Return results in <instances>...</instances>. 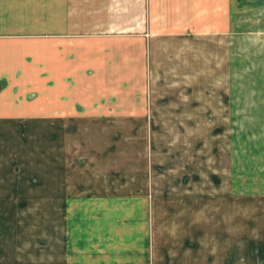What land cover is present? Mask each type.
I'll use <instances>...</instances> for the list:
<instances>
[{
    "label": "rangeland",
    "instance_id": "obj_1",
    "mask_svg": "<svg viewBox=\"0 0 264 264\" xmlns=\"http://www.w3.org/2000/svg\"><path fill=\"white\" fill-rule=\"evenodd\" d=\"M229 8L207 6L205 30L158 31L161 56L148 81L157 89H126L127 102L146 101V122L109 125L104 158L86 156L81 127L0 124V264L22 263L16 230L41 216L47 236L55 225L72 246L63 254L69 261L73 224L85 229L87 213L106 201L99 197L131 198L153 183L162 199L181 183L205 188L207 215L220 187L236 199L239 233L252 235L239 244L264 236V0H226Z\"/></svg>",
    "mask_w": 264,
    "mask_h": 264
},
{
    "label": "crops",
    "instance_id": "obj_2",
    "mask_svg": "<svg viewBox=\"0 0 264 264\" xmlns=\"http://www.w3.org/2000/svg\"><path fill=\"white\" fill-rule=\"evenodd\" d=\"M225 4L226 0H0V124L81 127L86 156L104 158L109 125H124L136 117L143 120L139 124L146 122V101L127 102L126 89L137 95L157 89L149 82L157 75L161 56L158 31L205 30L207 6L213 8L209 13L231 14L230 8L222 9ZM200 15L201 25L191 26L200 23ZM144 136L137 134L135 140L141 142ZM185 184L175 188L181 192L171 190L163 199L153 195L155 183L147 189L151 194L99 197L106 201L93 205L97 212L87 213L85 229L73 224L69 261L63 254L72 246L63 242L55 225L47 236L45 216L37 218L36 225L23 223L16 230L20 240L15 236L12 243H20L21 264H264V236L250 246L242 244L246 241L239 244L238 238L252 235L239 233L236 199L215 188L207 215L205 188ZM137 198L134 211L128 213L127 204ZM159 201L166 202V208L158 207ZM107 206L116 208L106 210Z\"/></svg>",
    "mask_w": 264,
    "mask_h": 264
}]
</instances>
